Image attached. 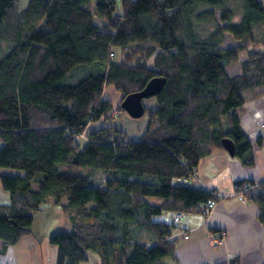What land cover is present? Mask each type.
I'll use <instances>...</instances> for the list:
<instances>
[{"label":"trees","instance_id":"1","mask_svg":"<svg viewBox=\"0 0 264 264\" xmlns=\"http://www.w3.org/2000/svg\"><path fill=\"white\" fill-rule=\"evenodd\" d=\"M0 42L11 45L0 59V169L22 171L0 172V255L51 205L72 225L49 237L57 264L91 252L100 264H175V233L188 237L175 214L206 217L203 204L224 198L193 186L201 161L230 138L234 157L255 164L239 111L264 96L262 0H0ZM155 77L165 82L141 138L92 127L116 117L106 88L120 107ZM234 190L264 222V183Z\"/></svg>","mask_w":264,"mask_h":264},{"label":"crops","instance_id":"2","mask_svg":"<svg viewBox=\"0 0 264 264\" xmlns=\"http://www.w3.org/2000/svg\"><path fill=\"white\" fill-rule=\"evenodd\" d=\"M258 112L264 113V96L246 103L239 111L241 125L254 142L253 166H244L240 160L230 156L226 149H216L201 161L193 186L203 190L215 189L228 195L220 199L206 217L199 213L186 216L184 223L188 237L179 231L175 233V264H230L234 257L239 258L240 264H264V222L259 219V205L254 200L234 193V185L238 181L253 182L256 186L264 183V142L256 144L259 136L264 137V127H260L254 119ZM8 201V194L0 189V203L6 204ZM51 208L55 209L42 206L40 212ZM212 229L218 230V233ZM220 233H224L222 241L214 246L212 237ZM51 235L45 233L36 237L33 233L24 237L0 255V262L57 264L58 247L49 242ZM89 258L82 264H100L96 253L91 252Z\"/></svg>","mask_w":264,"mask_h":264},{"label":"rangeland","instance_id":"3","mask_svg":"<svg viewBox=\"0 0 264 264\" xmlns=\"http://www.w3.org/2000/svg\"><path fill=\"white\" fill-rule=\"evenodd\" d=\"M264 1V0H263ZM119 11L122 10L121 5H118ZM227 45L233 43L232 40H230L229 37H227ZM11 49V45L7 43H2L0 42V59L4 57ZM246 56L245 52H240L239 54V59L235 62L232 63V66H228L227 70L231 73H239L241 71L240 64L241 60H243ZM153 60L151 59L149 61V65L152 66ZM104 97L107 99H110L114 108L116 110V117L108 118V119H100L98 122L93 123L94 125L92 127H102V126H107L111 125L121 131V134H124L132 139H139L141 136L145 133L147 124H148V115L145 113L142 117L140 118H132L130 117L123 109L119 107V93L116 92L113 88H106L104 91ZM144 103L146 106L151 107L154 105L155 101L151 98H147L144 100ZM262 116H264V113L258 112ZM257 114V113H256ZM256 114L254 116V119L256 123L260 127L259 121L256 119ZM2 145V142L0 141V147ZM0 172L2 175H13L16 173L22 174V171L15 170V169H10V168H1ZM235 193V190H234ZM236 194V193H235ZM239 195V194H238ZM240 196V195H239ZM47 207H54L55 209L52 208V210H48L46 212H35V222L33 225V231L35 233L36 237H41L45 233H50L54 234L58 231H70L72 229V225L69 221V219L66 216V218H63L62 214H59V207L57 206H51V205H46ZM65 217V216H64ZM164 219L168 220L169 215L168 213H164L163 215ZM212 237V236H211ZM210 237V238H211ZM213 241L218 239V237H212ZM215 246V245H214ZM30 262L32 261L31 258Z\"/></svg>","mask_w":264,"mask_h":264},{"label":"water","instance_id":"4","mask_svg":"<svg viewBox=\"0 0 264 264\" xmlns=\"http://www.w3.org/2000/svg\"><path fill=\"white\" fill-rule=\"evenodd\" d=\"M164 78L155 77L150 80L145 88L138 92H133L125 96L121 102V108L132 118H140L146 112L144 100L155 96L164 85ZM223 144L230 156L235 155V144L232 139L225 138Z\"/></svg>","mask_w":264,"mask_h":264},{"label":"built area","instance_id":"5","mask_svg":"<svg viewBox=\"0 0 264 264\" xmlns=\"http://www.w3.org/2000/svg\"><path fill=\"white\" fill-rule=\"evenodd\" d=\"M256 119L257 121H259V124L261 126H264V116H262L260 113H257L256 114ZM236 193V192H235ZM238 194V193H236ZM228 194L226 193H217V197H226ZM240 197L243 198V195L242 194H239ZM217 204V201L216 200H208L206 203L203 204V206H205V211H207V214H211L212 210L214 209V207L216 206ZM184 219H185V215L183 213H176L175 216H174V220L173 222L176 224V225H180L181 223L184 222ZM224 236V233L221 234V237H218V239L214 240V245L215 246H218L221 241H222V238Z\"/></svg>","mask_w":264,"mask_h":264}]
</instances>
